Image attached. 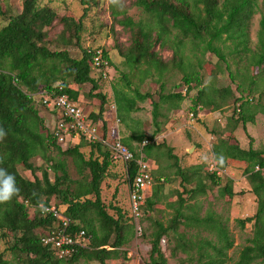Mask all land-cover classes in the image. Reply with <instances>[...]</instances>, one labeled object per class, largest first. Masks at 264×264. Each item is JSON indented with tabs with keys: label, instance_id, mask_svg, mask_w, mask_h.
Instances as JSON below:
<instances>
[{
	"label": "trees",
	"instance_id": "16d2710c",
	"mask_svg": "<svg viewBox=\"0 0 264 264\" xmlns=\"http://www.w3.org/2000/svg\"><path fill=\"white\" fill-rule=\"evenodd\" d=\"M83 8V15L77 18L67 14L59 18L57 12L48 6H42L40 0H23L22 11L18 15L9 14L8 24L0 29V129L4 135L0 137V169L14 176L17 193L7 202L0 203V232L3 237L13 239L12 248L8 249L24 264H107L110 260H118L121 256L126 261V253L122 250L136 235L132 216L128 217L121 208L103 201L102 186L113 178L112 170L116 162L109 147L102 142H87L83 137L75 146L63 148L57 144L53 132H46L45 120L36 106L39 95L46 92L55 97L67 96L79 102V91L73 90L69 81L79 87L92 85L89 96L99 100V109L87 115L95 123L101 122V133L107 139V123L104 115L109 106L107 98L101 92L93 73L98 72L100 79L103 72L93 70L94 56L98 50L83 49L79 60L72 59L65 51L52 52L48 47L49 30L56 21L63 26L62 40L65 43H81V34L85 20L98 0H76ZM260 0H135V5L148 20L134 21L123 15L118 24L130 34V47L124 53L126 65L131 71H139V75L149 77L153 72L163 74L164 66L155 52L157 46L173 47L175 62L187 73L183 81L187 91L178 94H163L159 101H153V122L156 131L147 139L144 134L133 131L131 115L141 111L140 103L153 100L150 93H142L133 89L130 82L125 83L132 94L115 89L114 103L117 119L131 136L119 139L135 156V162L125 165L127 183L133 182L141 157L148 160V155L155 148H166L177 175L182 179L184 192L188 198L207 195L206 181L218 187V173L224 172L233 162L246 165L245 175L251 185V193L256 197L257 210L254 216L237 220L241 230L252 226V237L241 250L237 261L233 264H264V176L257 171L264 168V150L250 147L243 149L235 136L240 126L246 131L247 126L255 123L258 114L264 115V16L260 20L257 42L252 46L249 28L253 17L260 13ZM112 7L115 4H111ZM5 13V10H3ZM116 12H113L117 19ZM69 35L71 40H67ZM76 40V42H74ZM193 52L200 48L203 54L212 53L229 69L227 55L232 67L237 69L231 74L234 83L238 81L233 114L225 127V134L217 137L213 145V154L217 162V172L210 173L206 166L183 168L173 149L166 144L157 145L155 139L162 133L159 120L162 117L161 104H171L179 110L186 101V96L193 88L194 78L201 87V79L188 64L184 68L186 46ZM102 51L103 58L113 66L108 52ZM230 70V69H229ZM253 77L252 72L256 71ZM251 72V73H250ZM195 73V74H194ZM203 87L193 98V117L198 118L205 108L211 112H219L232 94L229 88L211 90ZM219 95L224 104L217 99ZM44 106V105H43ZM80 106V105H79ZM45 107V106H44ZM81 107V106H80ZM82 108V107H81ZM56 115L55 111L51 112ZM55 117V116H53ZM203 125L201 120H198ZM213 133V132H212ZM148 145L143 147V143ZM113 142V141H111ZM139 143L141 151L137 152L133 145ZM53 148L60 155L74 160L80 180H72L64 163H57L50 168L42 169V176H37V168L32 160L39 154ZM22 167L34 176V181L23 178L18 170ZM54 169V179L48 172ZM154 178V176H153ZM192 184L194 188L189 189ZM216 197L231 201L235 193L228 184L217 188ZM118 191L115 192V197ZM157 194V190H156ZM145 211L155 206L152 198L146 202ZM186 200L176 209L173 218L167 225L156 221L152 237V248L147 264H168L162 250V241L176 240L173 254L196 252L199 264H226L227 252L233 248L229 232L220 219L211 214L205 218L187 214ZM40 206L55 207L63 211L70 219L68 227L72 234L84 231L90 240L89 248H76L69 258H59L55 252L43 244V239L52 232L60 230L63 225L52 215H45ZM110 210L113 211L111 214ZM197 228L212 233L216 241L202 235L191 236L180 233V226ZM38 231V232H37ZM0 264H9L5 253L0 254Z\"/></svg>",
	"mask_w": 264,
	"mask_h": 264
},
{
	"label": "rangeland",
	"instance_id": "374dc122",
	"mask_svg": "<svg viewBox=\"0 0 264 264\" xmlns=\"http://www.w3.org/2000/svg\"><path fill=\"white\" fill-rule=\"evenodd\" d=\"M40 4L55 10L59 18H63L71 13V15L77 18L83 15V8L76 0H40ZM111 4H115V6L112 7ZM259 4L260 13L253 17L249 28L252 46L257 42L260 20L264 16V0H260ZM22 5L23 0H0V29L8 24L7 19L9 14L18 15L21 13ZM3 10H5V13ZM113 12H116L117 19L114 17ZM124 14H127V16L136 22L148 20V16L136 7L135 0H98V5L92 8L85 20L84 30L80 36V44L65 43L62 40L63 26L56 21L49 30L48 47L52 52L65 51L72 59L76 60L82 57L83 49L90 48L108 52L113 66L109 68L106 78L99 80L100 74L98 72L93 73V78L97 80L100 87L99 92L106 96L109 106L114 100L116 88L132 94V91L128 89L125 83L127 80L133 89H138L144 94H152L153 100L140 103L141 111L132 114L131 118L133 116L134 119H131L130 122L133 131L142 133L149 139L156 131V126L153 122V101H159L162 88L165 95L185 93L188 86H186L183 79L192 74L191 70L186 73L175 62V50L173 47L171 49L169 47L162 48L160 45L156 47L155 52L159 55V59L164 65L162 67V75L153 72L151 76L145 77L143 74L139 75V71L137 70L131 71L126 65L124 58V53L130 47V34L117 22V20H122ZM66 38L73 41L69 35ZM185 49L184 68L188 64L192 65V69L197 73L196 75L199 79H201V87L197 86V78H194V83L191 85L193 90L187 94V99L181 104L182 108L179 112L173 109L171 104H161L160 111L162 117L159 120V124L161 125L162 133L160 137L157 136L155 143L162 145L169 141L175 145L178 148L179 159L183 168L187 169L192 166L204 165L210 173H214L218 169L212 152V146L217 142V139H214L213 135L220 138L225 134V127L233 114L235 99L239 97V93L237 92L238 81L234 83L231 74H236L237 69L232 67L233 64L226 51L228 63L229 65L231 64L230 70L226 69V64L220 63L219 59L210 52L203 54L204 52L201 48L193 52L192 49L190 50L189 45ZM256 73L257 70L251 74L254 77ZM69 84L73 90L79 91V105L85 110L87 115L98 111L99 100L89 96L92 85L88 84L79 87L72 80L69 81ZM203 87H206L207 90L209 87L210 94H213L211 90L218 91L229 88L233 95L226 100L227 103L221 111L215 114L209 108H205L202 112H205L203 114L206 117L200 119L192 115V101ZM131 96H134V94ZM217 99L220 104H224L219 95H217ZM36 100V102L40 101L39 98ZM36 106L44 117L46 132H53L57 119L53 117L52 113H48L49 115H47L46 112H50V110L46 109L43 105L36 103ZM211 113L213 114L212 116H210ZM210 117L211 119H209ZM198 120H201L203 125ZM120 128L122 133H126V136L132 135V132L125 129L122 124ZM169 131L173 133L172 141H170L167 133ZM236 136L242 144L243 149L252 147L256 150H264V115L258 114L255 123L249 124L246 131L240 126ZM111 138H113L112 133L109 140L113 141L114 139ZM133 145L137 152L141 151L139 143L134 142ZM166 148H155L148 155L150 165L152 166L153 163L152 171L153 167L155 169L153 173L154 185L153 189L148 193V199L152 198L155 206L151 211L148 209L145 211L146 203H144L142 218L138 222V226L135 224L136 235L122 249L126 253V261L121 256L118 260L108 261L107 264H147L152 248L151 234L154 232L155 222L159 221L167 225L173 218L176 209L181 205V199L186 200L184 211L187 214L197 215L200 218H205L211 214L221 217L220 221L226 225L230 239L234 244L233 248L227 252L226 264H233L237 261L248 239L252 237L251 225H247L246 229L241 230L236 222L237 220L254 216L257 210L256 197L251 193V185L245 175L246 165L244 163H231L226 171L218 173L219 185L217 188H223L229 184L235 193L231 201H225L218 196L216 197L218 189L210 181H206V196L190 199L188 195L183 193L184 184L182 179L177 175ZM61 162L66 165L72 180L81 179L74 160L60 155L53 148L39 154L32 160L34 167L39 170L37 171L38 177L42 176V169L50 168L52 165ZM122 165L121 163H115V168L112 170L114 177L109 178L102 186V198L106 205H115L121 208L128 217H131L130 187L127 183L125 166ZM18 170L23 178L34 181V176L31 172L22 167H19ZM48 172L51 179H54V169H49ZM195 185L192 184L189 189L194 188ZM116 191L118 193L115 197ZM110 212L113 214L112 210ZM179 232H185L188 238L201 234L204 238L207 237L216 241L212 233L204 230L199 233V230L195 227L187 228L185 225H182ZM12 245L13 239L7 236V234L3 237V233L0 232V254L5 253V260L9 264H24L23 259L8 251V249L12 248ZM175 245V239L170 242L167 239L162 241V250L168 260V264H199L195 251L189 254L180 252L174 255L173 248ZM78 264L87 263L81 261Z\"/></svg>",
	"mask_w": 264,
	"mask_h": 264
},
{
	"label": "built area",
	"instance_id": "2783aa9c",
	"mask_svg": "<svg viewBox=\"0 0 264 264\" xmlns=\"http://www.w3.org/2000/svg\"><path fill=\"white\" fill-rule=\"evenodd\" d=\"M102 51H98L94 56L93 70L101 71L103 67L106 70L103 72L106 78L109 70V62L102 56ZM43 105L50 112L57 113V122L54 125L53 133L57 138V144L63 148L77 145L83 137L87 142H102L107 145L111 150L112 157L116 162H122L129 165L135 162V156L129 151L120 140L114 139L109 143L107 139L103 138L100 125L101 122L95 123L90 120L84 110L74 101L70 100L67 96L55 97L54 94L46 92L39 95ZM148 142H144L146 146ZM138 164L137 174L129 185L130 187V203L132 216L136 223L142 217V208L144 206L145 195L144 192L147 186L152 184V166L143 158L136 161ZM264 174V168L259 169ZM41 211L45 215H52L57 219L63 227L52 232L49 236L43 239V244L50 247L59 258H69L76 248H85L89 244V238L86 237L84 231L72 234L68 227L71 224L63 211L56 210L55 207L40 206Z\"/></svg>",
	"mask_w": 264,
	"mask_h": 264
},
{
	"label": "crops",
	"instance_id": "0c3cea01",
	"mask_svg": "<svg viewBox=\"0 0 264 264\" xmlns=\"http://www.w3.org/2000/svg\"><path fill=\"white\" fill-rule=\"evenodd\" d=\"M185 102V101H184ZM181 108H182V106L180 107V109L179 110H176V111H181ZM140 112V111H139ZM47 113V115H49L48 113H51V112H46ZM138 113V112H137ZM203 113H205V112H201V113H199V115H198V117L200 118V119H203V118H205L206 117V115H204ZM215 113H217V112H214L213 114H215ZM212 113L210 114V116H212L213 115ZM87 115V114H86ZM53 116H55L54 118H58V116H57V113H56V115H53ZM132 119H134L133 118V116H132ZM209 119H211V117L209 118ZM104 121L107 123V129H108V139H110V134L112 133V136H113V138H111V139H122V138H124V137H128V136H126V133L124 134V133H122V130H121V124H120V122L118 121V119H117V115H116V106H115V104L114 103H111L110 104V106H108L107 107V111H106V113H105V115H104ZM113 124H112V123ZM56 123V122H55ZM100 125L102 126V123H100ZM110 130H112L111 131V133H110ZM168 133V135H169V137H170V141H172L173 139V133L171 132V131H169V132H167ZM198 134H200V133H198ZM237 135V130H236V132H235V136ZM161 136V134L159 135V137ZM210 137H212V135H210ZM213 137H214V139H217V137L216 136H214L213 135ZM237 137V136H236ZM238 139V138H237ZM239 140V139H238ZM166 143V145L167 146H169L170 148H172L173 149V153H174V155H176L178 158H179V152H178V148L175 146V145H173V144H171L169 141H168V143L167 142H165ZM217 142H215V144H216ZM239 143H240V141H239ZM144 144V143H143ZM240 145H241V147H242V144L240 143ZM143 147H144V145H143ZM179 147V146H178ZM181 149V148H180ZM212 152H213V146H212ZM214 155V154H213ZM142 158V157H141ZM180 160V159H179ZM146 161H148L149 162V160H146ZM118 163H121V164H123L122 162H118ZM233 163H235V162H233ZM180 164H181V161H180ZM124 165V164H123ZM122 165V166H123ZM152 166H153V163H152ZM193 167V166H192ZM154 167H153V171H152V177H153V173H154ZM153 185H154V178H153V182H152V184L150 185V186H147L146 187V190H145V198H146V201H147V199H148V193L153 189ZM189 188V187H188Z\"/></svg>",
	"mask_w": 264,
	"mask_h": 264
},
{
	"label": "clouds",
	"instance_id": "9594fccd",
	"mask_svg": "<svg viewBox=\"0 0 264 264\" xmlns=\"http://www.w3.org/2000/svg\"><path fill=\"white\" fill-rule=\"evenodd\" d=\"M4 135L0 129V137ZM18 191L14 176L0 169V203L9 201Z\"/></svg>",
	"mask_w": 264,
	"mask_h": 264
},
{
	"label": "bare ground",
	"instance_id": "6f19581e",
	"mask_svg": "<svg viewBox=\"0 0 264 264\" xmlns=\"http://www.w3.org/2000/svg\"><path fill=\"white\" fill-rule=\"evenodd\" d=\"M83 109V108H82ZM84 110V109H83ZM84 112H85V110H84ZM107 141L109 142V143H111V141L107 138ZM261 172V171H260ZM262 173V172H261ZM263 176H264V174H263ZM152 181H153V179H152ZM144 195H145V192H144ZM146 199V198H145ZM144 203H145V201H144ZM144 207V206H143ZM40 208V207H39ZM130 211H131V203H130ZM142 214H143V208H142ZM131 216H132V212H131ZM132 218H133V216H132ZM142 218V217H141ZM133 220H134V218H133ZM141 220V219H140ZM139 220V221H140ZM134 223L136 224V226H138V223H136L135 222V220H134ZM87 237V236H86ZM89 246H90V241H89V244H88V246L87 247H85V248H89Z\"/></svg>",
	"mask_w": 264,
	"mask_h": 264
}]
</instances>
